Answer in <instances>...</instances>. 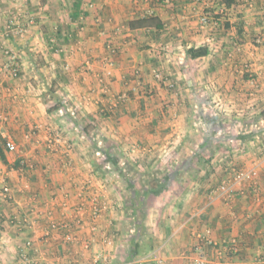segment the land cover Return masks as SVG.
I'll list each match as a JSON object with an SVG mask.
<instances>
[{
    "label": "crops",
    "instance_id": "crops-1",
    "mask_svg": "<svg viewBox=\"0 0 264 264\" xmlns=\"http://www.w3.org/2000/svg\"><path fill=\"white\" fill-rule=\"evenodd\" d=\"M263 114L264 0H0V264L264 263Z\"/></svg>",
    "mask_w": 264,
    "mask_h": 264
},
{
    "label": "built area",
    "instance_id": "built-area-1",
    "mask_svg": "<svg viewBox=\"0 0 264 264\" xmlns=\"http://www.w3.org/2000/svg\"><path fill=\"white\" fill-rule=\"evenodd\" d=\"M149 14L151 15L152 12H149ZM201 23L202 24H206V25H210V24H214L215 22H214V19L213 18L204 15V16L201 17ZM23 31L24 30H23V28L20 25H17L15 27V30H14V32H16L18 35L22 34ZM9 71H10V76L12 78H16L18 76V72H17V70L14 67H12ZM98 155L101 158L104 159V156L103 155H100L99 153L97 154V156ZM255 176H256V173L254 171H243V170L236 171V170H233L232 178L229 179V180H224L219 185L218 190L221 193L222 192L223 193H229L230 192V185L231 184H240V183H242L244 181H248V180L254 179ZM1 195H2V197L4 199L8 198L9 197V189L7 187H3L2 188ZM94 215L96 216V213H94ZM10 222L11 223H14L15 220L14 219H10ZM25 223L26 222L24 220L21 225L19 223L17 225L18 226H25ZM53 227H55V225H53ZM197 238L201 240L202 246H212L213 245V240H212V237H211V231H210V229H206L202 234L199 233L197 235ZM29 244L30 243L27 242V245H29ZM108 244H109V242H108ZM200 247H201L200 245L197 246V250H199V252H198V257L196 259H194V264H208L209 261H208V259L206 257V254H204L201 251V248ZM228 249H229V251L231 253H236L237 252V244H236V241L235 240L231 241L230 247ZM159 263L160 264H163L162 262H159ZM93 264H111V263L107 262V260L99 263V259H96L93 262ZM262 264H264V263H262Z\"/></svg>",
    "mask_w": 264,
    "mask_h": 264
},
{
    "label": "trees",
    "instance_id": "trees-1",
    "mask_svg": "<svg viewBox=\"0 0 264 264\" xmlns=\"http://www.w3.org/2000/svg\"><path fill=\"white\" fill-rule=\"evenodd\" d=\"M158 2H160V3H168V0H157ZM190 1V0H189ZM235 1L236 0H222V2L225 4V6H229V5H231V4H235ZM209 8H207V10H208ZM207 10H205V13H206V11ZM207 14V13H206ZM147 16V15H146ZM146 16H144L143 18H141L140 19V21H139V23H136V24H138V25H146V23H150V20H152V18H150V19H148V20H145V19H147L148 17H146ZM206 16H208L209 17V15L207 14ZM212 16H214V17H212L213 19H214V22H215V20H217L216 18V15H214V14H212ZM217 24V23H216ZM238 31V30H237ZM186 54L190 57V58H192V59H194V58H198V57H201V56H204V55H206L207 54V51H206V48H204V47H198V48H196V49H193V48H189V49H187L186 50ZM263 118H264V114H263ZM139 223V220L138 219H136V231H137V233L138 232H140V224H138ZM133 251H135V249H136V244L133 246Z\"/></svg>",
    "mask_w": 264,
    "mask_h": 264
},
{
    "label": "rangeland",
    "instance_id": "rangeland-1",
    "mask_svg": "<svg viewBox=\"0 0 264 264\" xmlns=\"http://www.w3.org/2000/svg\"><path fill=\"white\" fill-rule=\"evenodd\" d=\"M19 17V16H18ZM15 18H17V17H15ZM21 22V21H20ZM206 25V24H205ZM160 52H162V51H160ZM164 52H166V51H164ZM259 156H258V158L256 159L257 161L258 160H260V161H262L261 163L262 164H264V150H262V151H259ZM234 167H231V176L228 178V179H226V180H229V179H231L232 178V174H233V171L232 170H236V171H240V170H243V171H254L255 173H256V176H255V178L254 179H252V180H248V181H244V182H242V183H240V184H231L230 185V192L234 189V187L235 186H239V185H244V183L245 184H249L250 185V187H251V189H254V187H257V183H258V181H259V171H258V166H255V167H251V168H242V167H239V169H233ZM223 182V181H222ZM229 192V193H230ZM230 195V194H229ZM228 199V198H227ZM139 216H141V215H139ZM202 234V233H201ZM199 240V243H200V248H201V251L204 253V254H207L206 252H205V250H204V246H202V244H201V240L200 239H198ZM231 243V242H230ZM230 243L228 244V248L230 247ZM237 245H238V243H236ZM227 248V251L229 252V253H231L230 251H229V249ZM196 250H197V248H196ZM198 252H199V250H197V253H196V257L194 258V259H196L197 257H198ZM227 252V253H228ZM237 253V252H236ZM232 254H235V253H232ZM209 261V260H208ZM164 264V263H163Z\"/></svg>",
    "mask_w": 264,
    "mask_h": 264
}]
</instances>
